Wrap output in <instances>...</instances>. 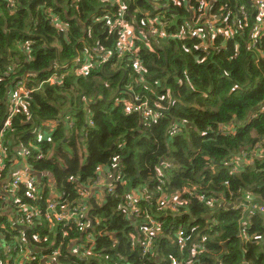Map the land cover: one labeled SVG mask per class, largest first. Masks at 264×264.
<instances>
[{
    "label": "trees",
    "instance_id": "16d2710c",
    "mask_svg": "<svg viewBox=\"0 0 264 264\" xmlns=\"http://www.w3.org/2000/svg\"><path fill=\"white\" fill-rule=\"evenodd\" d=\"M205 1L226 40L189 33L195 0H122L135 35L121 52L112 0H0V132L16 81L30 89L0 140L1 264H38L29 247L48 264H264V27L253 38L255 0ZM25 167L35 202L23 184L8 190ZM161 195L181 205L162 211ZM53 199L86 207L90 244L76 223L27 218ZM144 215L162 233L143 254Z\"/></svg>",
    "mask_w": 264,
    "mask_h": 264
},
{
    "label": "built area",
    "instance_id": "2783aa9c",
    "mask_svg": "<svg viewBox=\"0 0 264 264\" xmlns=\"http://www.w3.org/2000/svg\"><path fill=\"white\" fill-rule=\"evenodd\" d=\"M174 2H177V0H174ZM195 2L200 4L201 10L203 11L202 14H199L196 18L193 17L192 20L187 21L185 24H183L185 27H187V29H189V33L195 37L198 38H205L208 41H213L214 38L216 37H221L223 39L226 40V38H229L230 35V27L228 25L226 26H221L220 24H213L212 20H219L218 18H215L214 16L210 15L207 12V8H206V1L205 0H195ZM112 3L115 4L117 6V9H115V13L113 15L114 18H117L116 21L114 22L113 28L117 29L118 33H119V39L117 41V49L120 50L121 52H126L128 51V49L132 48V43H133V38H134V29L133 27L130 25V23H128L125 19H124V12H125V7L123 5L122 0H112ZM254 8L255 10L258 12V24L257 27L255 28L254 31V37H259L261 32H263L262 28L264 27V0H255L254 2ZM203 15H206L204 17V19L202 18ZM211 17V20L209 21V17ZM194 21V22H193ZM209 21V22H208ZM192 23L191 27H188V23ZM222 23V22H221ZM223 24V23H222ZM151 31H153L154 33H157L158 31L151 27ZM161 37L165 36L164 32H160L158 33ZM204 47H207L204 45ZM30 93V89L27 88L24 84V82L22 80H18L15 83V86L13 87V89L11 90V93H9L8 96V101L11 103L12 105V110L10 112V115L8 117V119L6 120V123L4 124L3 128L1 129L0 132V140L2 139V133L5 129H7L9 127V121L11 120V117L16 113V110L18 107L21 106L22 104V100L24 98H27V96H29ZM127 107H129V109L127 111H131L133 110V105L129 104ZM151 111L150 110H145V116L150 115ZM5 148H1L0 149V173L3 171V160L5 157ZM37 159L42 158L41 155H38L36 157ZM256 158H259L258 156ZM33 176L27 172V171H20L17 172L15 175H11V180H10V184L8 185V190L10 188L15 189L19 184H23L25 191H24V196L26 199L35 202L36 201V196H37V191H36V183L35 181H33ZM115 181H119V177H117L115 179ZM101 182H97L96 186H102V184H100ZM90 188V187H89ZM114 190V187L109 186L107 188V192L112 194ZM79 191V190H78ZM92 190L91 188L86 191L85 189H83V191H80V196H84L86 198V196L88 194L92 195ZM100 193H97L95 196L99 197ZM4 195V194H3ZM90 195V196H91ZM140 193L138 190H132L130 191L127 196H126V200H128V207L130 209L131 212H138V209L136 207V203L139 201L140 199ZM148 200V199H146ZM177 197H167L165 195H161L160 199H159V203L162 205V211H167V210H171L172 212H175L176 209V205H181V203H177ZM17 202V200L15 201ZM81 204V203H80ZM58 202L57 200L53 199L52 202H50L49 204L46 205L45 207V212L44 214H42L39 209L34 208V213H30L27 212L28 215V219H30L31 217H34L36 219H39L41 216L44 217V219L47 221V223L49 224L50 228L53 229L56 225L63 223L64 226H67L68 224L71 223H76L77 226L81 227V229L83 230V235L85 234L86 236V240L88 242V244H90L89 242H91V238L92 235L89 232L88 228L89 225L85 224V223H81L78 220V215L80 216H84L85 213L87 212L86 207H71V208H67V207H60L58 208ZM238 207L240 208H245L247 207V204L244 205H239ZM60 211V212H58ZM257 211L262 214L264 216V204L260 205L257 207ZM138 217V215H137ZM80 218V217H79ZM81 219V218H80ZM250 220H252V216L250 217ZM18 222H14L12 223V227L14 229H19V226H24V225H20L18 224ZM26 228V226H24ZM27 229V228H26ZM23 234L24 230L19 229ZM26 231V230H25ZM248 231V225H246L240 236L243 240H248L246 236V233ZM142 233L144 236V246H143V254L147 253L150 249H152V245H153V239L155 238V236L157 237L160 233H161V222L157 221L155 218L149 216V215H144V223H143V228H142ZM177 237L181 238L184 235V232L182 230H177L176 231ZM5 251H9V247L4 246ZM77 251H79L78 248L73 250V254L76 255ZM54 259V258H53ZM53 259H48V257L46 256H38V257H34V256H29L27 257V259H23L26 260L28 263L37 261L38 264H48V260L52 261ZM1 264V263H0ZM9 264V261L6 263Z\"/></svg>",
    "mask_w": 264,
    "mask_h": 264
},
{
    "label": "crops",
    "instance_id": "0c3cea01",
    "mask_svg": "<svg viewBox=\"0 0 264 264\" xmlns=\"http://www.w3.org/2000/svg\"><path fill=\"white\" fill-rule=\"evenodd\" d=\"M25 171L29 172V169L25 167ZM30 173V172H29ZM32 174V173H31ZM33 175V174H32ZM42 250L40 248H34V247H29L28 248V253L27 255L24 257V259H27V257L34 256V257H38V256H42Z\"/></svg>",
    "mask_w": 264,
    "mask_h": 264
},
{
    "label": "rangeland",
    "instance_id": "374dc122",
    "mask_svg": "<svg viewBox=\"0 0 264 264\" xmlns=\"http://www.w3.org/2000/svg\"><path fill=\"white\" fill-rule=\"evenodd\" d=\"M22 105H23V102H22ZM129 109V107H127V110ZM53 153H54V150L53 149H51L50 151H49V154H48V157H52L53 156ZM67 154L68 155H72V150L71 149H68V151H67ZM25 166H27V164L25 163ZM23 171H24V169H23ZM80 191H83V189H79V194H80ZM91 194H88L87 196H90ZM162 233V232H161ZM160 233V234H161ZM91 256V255H90ZM23 259H24V257H23Z\"/></svg>",
    "mask_w": 264,
    "mask_h": 264
},
{
    "label": "clouds",
    "instance_id": "9594fccd",
    "mask_svg": "<svg viewBox=\"0 0 264 264\" xmlns=\"http://www.w3.org/2000/svg\"><path fill=\"white\" fill-rule=\"evenodd\" d=\"M18 81V80H17ZM23 171V170H22ZM24 171H25V168H24ZM31 174V173H30ZM32 175V174H31ZM33 177H34V175H32ZM240 205V203H237V204H235V205H232V206H230L229 208L230 209H240V207H238Z\"/></svg>",
    "mask_w": 264,
    "mask_h": 264
},
{
    "label": "water",
    "instance_id": "95a60500",
    "mask_svg": "<svg viewBox=\"0 0 264 264\" xmlns=\"http://www.w3.org/2000/svg\"><path fill=\"white\" fill-rule=\"evenodd\" d=\"M252 145H253V144H252ZM252 145H251V146H252ZM19 229L24 230V231L26 230V228H25L24 226H19Z\"/></svg>",
    "mask_w": 264,
    "mask_h": 264
}]
</instances>
